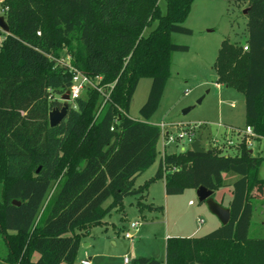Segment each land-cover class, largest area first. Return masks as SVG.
Wrapping results in <instances>:
<instances>
[{
  "label": "trees",
  "instance_id": "16d2710c",
  "mask_svg": "<svg viewBox=\"0 0 264 264\" xmlns=\"http://www.w3.org/2000/svg\"><path fill=\"white\" fill-rule=\"evenodd\" d=\"M247 3L243 46L223 40L214 62L216 83L243 95L245 127L264 140V0ZM194 0H0L9 32L0 44V240L6 264H74L81 241L124 200L141 202L163 179H136L158 157L160 129L146 121L158 109L170 76L171 57L188 52L172 34L191 35L183 23ZM164 3V6L162 5ZM149 29L147 32H145ZM101 84H114L99 111L100 95L87 90L68 104L65 119L49 125L71 83L67 65ZM150 79L142 121L129 118L141 79ZM114 127V131H111ZM233 154L190 148L169 154L176 170L164 179L165 194L186 188H230V220L201 237L166 240L165 264H264V238H249L252 200L264 197L259 175L264 157L242 141ZM228 178H234L228 184ZM110 203L104 207V203ZM18 202L14 205L13 202ZM38 258L33 261V255ZM134 264H162L138 257Z\"/></svg>",
  "mask_w": 264,
  "mask_h": 264
},
{
  "label": "rangeland",
  "instance_id": "374dc122",
  "mask_svg": "<svg viewBox=\"0 0 264 264\" xmlns=\"http://www.w3.org/2000/svg\"><path fill=\"white\" fill-rule=\"evenodd\" d=\"M162 5L164 6V3ZM246 7L247 3L225 0H194L190 13L183 23L192 30V34L171 35L173 43L186 45L189 50L173 53L170 76L158 109L146 122L152 125L160 123L174 125L177 128L181 126L191 131L194 139L201 135L203 148L212 138L224 135L225 127L245 128L243 95L222 84H218L217 88L213 65L223 40L228 39L230 42L244 45L247 18L243 11ZM150 83L151 80L147 78L139 81L129 107L130 119L142 121L139 109L146 101ZM198 100H201L199 104ZM189 107L191 109L184 114L183 110ZM232 139L235 141L234 137ZM183 145L185 148L188 147L185 140ZM223 147L226 150L225 144ZM173 150V147L167 148V152ZM252 150L254 155L264 157L263 142L254 144ZM227 152L231 155L233 149L228 148ZM158 159L159 155L155 163L136 179L135 188L154 176ZM259 175L264 179V163L260 166ZM212 198L225 207L230 200L229 189L215 191ZM140 200L144 204L163 207V214L144 212L147 214V220L142 221L139 207L136 205L138 197L126 198L123 212L112 210L100 225L91 228L89 236L82 239L74 264H80L85 253L93 256L92 264H124V259L133 264L132 256L138 249L146 250L147 253L151 251V254L161 260L165 254L167 236L201 237L214 231L220 224L206 203L198 202L196 190L192 188H186L179 195L167 196L162 182L158 181L150 186L147 195ZM109 203L110 200H107L103 206L106 207ZM252 205L248 237L264 238V197L253 199ZM135 221L141 223L137 230L132 227ZM126 234L132 237L128 239L125 237ZM140 235L148 239H140ZM87 243L89 247H84ZM2 254H5V247L0 240V255ZM37 258L38 254H35L33 261Z\"/></svg>",
  "mask_w": 264,
  "mask_h": 264
},
{
  "label": "built area",
  "instance_id": "2783aa9c",
  "mask_svg": "<svg viewBox=\"0 0 264 264\" xmlns=\"http://www.w3.org/2000/svg\"><path fill=\"white\" fill-rule=\"evenodd\" d=\"M6 33L3 32L0 29V44L3 42L5 38ZM244 51H247V47H243ZM68 71L71 73V83L70 87L68 89L69 92V100L68 104L71 105L74 109H76L74 103L77 99H79L83 93L87 90H94L100 95L101 104L99 107V111L102 109L103 105L110 100V94L114 88V84H107L103 85L101 84L102 78L97 77H90L81 71H78L74 67L70 66L68 63L66 64ZM218 87V85H216ZM187 95V93H185ZM233 107V105H231ZM160 129V150L158 151L159 160L161 162V171L163 175V180L165 179L166 175L168 173H172L176 170L175 167H169L165 164L164 158L166 155L169 154H180L184 153L187 149L190 148L192 142L195 140L193 133L191 131H187L184 128H177V126L174 125H167V124H158L156 125ZM221 126V125H218ZM226 132L222 136H219L217 138H212L208 144H206V147L203 148L202 144L201 147L204 150L207 149H217L222 152V154H227L228 148H234L237 146L238 143L244 142L246 147L253 153L252 147L254 144H258V142L255 140L258 138V136L255 135L251 127H245L244 129L234 128V127H225ZM111 131H114V127H111ZM228 133V134H227ZM235 138V141H233L232 138ZM261 142L264 143V140L262 138ZM184 140L188 143V147L185 148ZM223 144L226 145L224 150ZM168 147H173L174 150L171 152H167ZM190 204H192L190 202ZM138 223H134L132 225L133 228L137 227ZM126 238L130 239L131 235L126 234ZM125 263H129L128 259H124ZM81 264H90L89 260H83L81 261Z\"/></svg>",
  "mask_w": 264,
  "mask_h": 264
},
{
  "label": "water",
  "instance_id": "95a60500",
  "mask_svg": "<svg viewBox=\"0 0 264 264\" xmlns=\"http://www.w3.org/2000/svg\"><path fill=\"white\" fill-rule=\"evenodd\" d=\"M247 8L243 11V14L246 15ZM0 29L6 34L9 32L7 23L3 16H0ZM62 107L60 109L54 108L48 114L49 125L54 127L60 124L66 117L68 111V100L69 92L67 91L64 95L61 96ZM201 100H198L199 104ZM191 107L183 110V113H187ZM202 136L199 135L191 144L190 149L197 154H203L205 150L201 147ZM251 153V151H250ZM213 191L206 189L205 187H199L196 189V195L199 203H206L209 211L219 220L221 225H226L230 220V210L228 208L222 207L219 203L215 202L212 198ZM14 205H18V202H13Z\"/></svg>",
  "mask_w": 264,
  "mask_h": 264
},
{
  "label": "crops",
  "instance_id": "0c3cea01",
  "mask_svg": "<svg viewBox=\"0 0 264 264\" xmlns=\"http://www.w3.org/2000/svg\"><path fill=\"white\" fill-rule=\"evenodd\" d=\"M246 28V30H245V34H244V41H245V38H246V36H247V27H245ZM232 43H234V42H232ZM216 85H218V84H216ZM217 88H219V85H218V87ZM229 127V126H228ZM231 127V126H230ZM233 127V126H232ZM157 150L159 151L160 150V141H158V144H157ZM158 161H159V159H158ZM158 166V165H157ZM157 171V170H156ZM146 172V171H145ZM144 172V173H145ZM143 173V174H144ZM156 173V172H155ZM140 176H142V174L140 175ZM139 176V177H140ZM150 179V178H149ZM228 181V184H231L232 182H233V180H234V178H228L227 179ZM147 181V180H146ZM158 181H160V182H162V184H163V187H164V190H165V182H164V180L162 179V180H158ZM158 181H156V182H158ZM156 182H154L153 184H155ZM153 184H151L150 186H152ZM150 186H149V188H150ZM149 188H148V190H149ZM225 188H227V189H229V192H230V188L229 187H225ZM147 190V191H148ZM147 195V192H145L143 195H142V197L144 196V195ZM214 194V193H213ZM230 196H231V194H230ZM138 199H139V197H138ZM220 203V202H219ZM146 205H148V204H146ZM220 205L222 206V204L220 203ZM228 205V204H227ZM227 205L224 207V208H227ZM150 206H152V207H155V206H153V205H150ZM223 207V206H222ZM140 210V209H139ZM144 212H147V213H150V214H152V213H159V214H163V212H164V209H163V207H162V211L161 212H149V211H147V210H140V215H141V218H142V221H146L147 220V214H144ZM121 219H123V218H121ZM135 223H138V226L137 227H135L134 229H138L139 228V226L141 225V223L140 222H138V221H135ZM219 226H221V224H219ZM218 226V227H219ZM217 227V228H218ZM216 228V229H217ZM192 235V234H191ZM190 236V235H189ZM132 237V236H131ZM169 238H171V237H169ZM140 239H148L146 236H143V235H140ZM168 239V236L165 238V246H166V240ZM113 244H115V242H113ZM84 247H89V244L87 243V244H85L84 245ZM146 250H137V251H134V254H133V259H132V263H133V260L134 259H136V258H138V257H145V258H153V259H156V260H158L159 262H161L162 264H165V254L162 256L163 258L160 260L159 258H156V256H154V254H151V251L149 252V253H147V252H145ZM35 255V254H34ZM34 255H33V257H34ZM91 257H93V256H90L89 254H87V253H85V255H84V257L82 258V260H80V264H81V261H83V260H89L90 261V264H92V260H91ZM0 264H6V263H4V262H2V261H0ZM124 264H129V263H125V261H124ZM134 264V263H133Z\"/></svg>",
  "mask_w": 264,
  "mask_h": 264
}]
</instances>
